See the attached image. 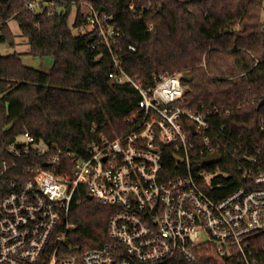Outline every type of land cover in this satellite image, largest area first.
Segmentation results:
<instances>
[{
    "label": "built area",
    "instance_id": "1",
    "mask_svg": "<svg viewBox=\"0 0 264 264\" xmlns=\"http://www.w3.org/2000/svg\"><path fill=\"white\" fill-rule=\"evenodd\" d=\"M25 3L31 12L48 15L65 3L76 7L74 35L91 34L94 48L108 49L110 81L132 86L141 98L126 130L113 138L102 133L87 157L53 148L29 132L16 138L13 157L3 159L0 171V264H198L196 248L203 244L239 264H264L253 243L264 233V145L247 146L242 135L234 137L227 124L218 123L219 109L184 107L181 73H154L151 85L133 78L124 67L126 50L113 16L88 0ZM127 50L136 53L138 47ZM215 153L217 161L202 163ZM226 155L236 161L234 180L219 164ZM18 168L24 172L12 177ZM82 185L113 208L110 241L71 254L69 215Z\"/></svg>",
    "mask_w": 264,
    "mask_h": 264
},
{
    "label": "trees",
    "instance_id": "2",
    "mask_svg": "<svg viewBox=\"0 0 264 264\" xmlns=\"http://www.w3.org/2000/svg\"><path fill=\"white\" fill-rule=\"evenodd\" d=\"M88 1L113 16L126 50L124 67L133 78L151 85L154 73H181L187 85L184 107L219 109L218 123L227 124L234 137L242 135L247 146L264 145V106L258 108L264 99V0H132L129 6L126 0ZM62 6L53 15L36 14L25 0H0V42L16 45L9 26L16 19L29 55L54 59L52 70L45 72L27 66L20 54L0 55V171L3 159L13 157L10 147L26 132L87 157L102 133L113 138L124 132L138 106L141 97L132 86L109 85L108 49L94 48L91 34L74 35L69 23L73 6ZM77 22H83L80 6ZM130 44L137 45L136 53L128 52ZM219 164L234 180L235 159L222 156ZM13 171L12 177L24 172ZM4 191L0 185V202ZM88 196L82 185L69 215L71 254L110 241L113 208ZM253 243L264 257V233ZM196 254L198 264H239L213 244L198 246Z\"/></svg>",
    "mask_w": 264,
    "mask_h": 264
},
{
    "label": "rangeland",
    "instance_id": "3",
    "mask_svg": "<svg viewBox=\"0 0 264 264\" xmlns=\"http://www.w3.org/2000/svg\"><path fill=\"white\" fill-rule=\"evenodd\" d=\"M76 16L77 8L74 7L69 18L70 25L74 24ZM9 26L15 36L16 45L11 46L8 42H0V55L20 54L23 58L24 63L27 66L45 72H50L54 66L53 57L40 58L29 55L30 45L28 43L27 38L24 37L21 32L19 22L16 19H11L9 21Z\"/></svg>",
    "mask_w": 264,
    "mask_h": 264
},
{
    "label": "water",
    "instance_id": "4",
    "mask_svg": "<svg viewBox=\"0 0 264 264\" xmlns=\"http://www.w3.org/2000/svg\"><path fill=\"white\" fill-rule=\"evenodd\" d=\"M131 2H132V0H126V4H127V6H129V5L131 4ZM104 11H105L104 8H101V9H100V12H104ZM109 85H110L112 88L114 87V83H113L112 81H109ZM263 106H264V99L259 103L258 108L260 109V108H262ZM20 146H21V144H18V147H20ZM218 158H219V154L215 153V154L210 155L208 158L204 159V160L202 161V163H203V164H210V163H212V162L217 161ZM179 160L182 161V159H180V158H179ZM88 199H89V200H92L93 197H92L91 195H89V196H88Z\"/></svg>",
    "mask_w": 264,
    "mask_h": 264
},
{
    "label": "crops",
    "instance_id": "5",
    "mask_svg": "<svg viewBox=\"0 0 264 264\" xmlns=\"http://www.w3.org/2000/svg\"><path fill=\"white\" fill-rule=\"evenodd\" d=\"M23 59V58H22Z\"/></svg>",
    "mask_w": 264,
    "mask_h": 264
}]
</instances>
